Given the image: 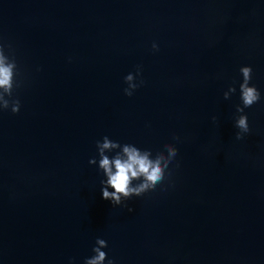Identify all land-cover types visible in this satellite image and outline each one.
Instances as JSON below:
<instances>
[{
  "label": "water",
  "instance_id": "95a60500",
  "mask_svg": "<svg viewBox=\"0 0 264 264\" xmlns=\"http://www.w3.org/2000/svg\"><path fill=\"white\" fill-rule=\"evenodd\" d=\"M0 42L21 101L0 111V264H84L97 237L105 264H264V0H0ZM242 65L261 99L238 140ZM106 135L174 144L166 190L104 199Z\"/></svg>",
  "mask_w": 264,
  "mask_h": 264
},
{
  "label": "clouds",
  "instance_id": "9594fccd",
  "mask_svg": "<svg viewBox=\"0 0 264 264\" xmlns=\"http://www.w3.org/2000/svg\"><path fill=\"white\" fill-rule=\"evenodd\" d=\"M11 50V45H6L0 42V111L10 108L12 113H18L21 107V101L18 97H13L14 87H20V82L15 79L18 74L17 62L14 55H6L5 48ZM152 49L159 50V46L153 42ZM242 73V82L240 83V99L241 104L236 105L235 127L238 131L235 133L236 139H243L245 134L251 131L248 116L245 113V108L251 107L261 99L259 89L250 84L252 79V66L242 65L239 69ZM142 67L136 66V72L128 73L124 77L127 87L123 89L126 96L131 97L134 91L139 88L144 80L140 79L137 83V78L141 76ZM236 91L235 85L232 84L228 90L224 92V98H229L231 93ZM215 121L217 118L212 117ZM178 135H173V140L179 141ZM98 150L99 169L103 171L106 179L100 181L102 187V196L106 200H110L112 205H124L125 201L133 196H142L144 193L155 190L158 185L163 187V182L166 178L171 177L170 163L178 154L177 147L172 143H166L163 150H158L155 155L151 149H141L134 144H120L118 141L110 139L107 135L102 141H96ZM116 151L113 156L106 153ZM90 164H96L95 157L89 160ZM179 162H177V167ZM136 181V183H134ZM111 189V190H110ZM132 211L131 208L128 209ZM107 247L105 239L97 237L96 246L93 248L95 253L91 257H86L84 264H105L107 254L103 248ZM70 264L72 262L70 261ZM107 264H115V260L108 258Z\"/></svg>",
  "mask_w": 264,
  "mask_h": 264
}]
</instances>
